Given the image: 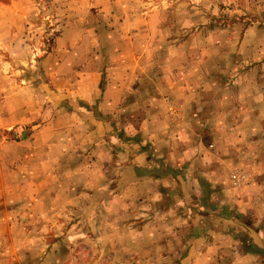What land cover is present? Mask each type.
Instances as JSON below:
<instances>
[{
  "label": "rangeland",
  "instance_id": "1",
  "mask_svg": "<svg viewBox=\"0 0 264 264\" xmlns=\"http://www.w3.org/2000/svg\"><path fill=\"white\" fill-rule=\"evenodd\" d=\"M260 32L264 0H0V264H139L119 243L132 233L121 231L153 216H133L131 200L101 213L83 183H71V157L83 158L71 153V81L98 96L122 79L160 87L219 75L248 86L249 72L261 75ZM161 103L179 118L175 101ZM229 116L217 121L218 153L225 147L232 163L224 186L240 194L251 176L250 121ZM259 147L251 163L264 157Z\"/></svg>",
  "mask_w": 264,
  "mask_h": 264
},
{
  "label": "crops",
  "instance_id": "2",
  "mask_svg": "<svg viewBox=\"0 0 264 264\" xmlns=\"http://www.w3.org/2000/svg\"><path fill=\"white\" fill-rule=\"evenodd\" d=\"M257 38L261 75L252 79L249 72L248 86L219 75L160 87L122 79L106 83L98 96L93 84L71 81V153L83 156L79 164L71 157V183H83L101 213L123 210L131 200L133 216L144 209L157 221L122 229L132 233L119 243L133 263L264 264V157L251 163L264 144V33ZM129 55L121 51L117 69L124 70ZM156 88L165 96L157 97ZM163 98L179 106L178 119L166 115ZM225 113L250 121L251 176L240 194L224 186L232 163L223 158L225 147L218 153L224 128L217 121Z\"/></svg>",
  "mask_w": 264,
  "mask_h": 264
},
{
  "label": "built area",
  "instance_id": "3",
  "mask_svg": "<svg viewBox=\"0 0 264 264\" xmlns=\"http://www.w3.org/2000/svg\"><path fill=\"white\" fill-rule=\"evenodd\" d=\"M232 184H233L234 187L237 186L239 184V180L235 179Z\"/></svg>",
  "mask_w": 264,
  "mask_h": 264
}]
</instances>
